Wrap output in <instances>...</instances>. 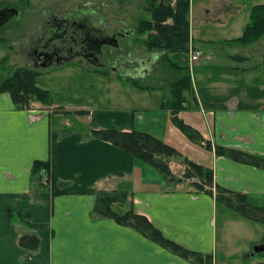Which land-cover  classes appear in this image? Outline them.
Wrapping results in <instances>:
<instances>
[{
    "label": "crops",
    "instance_id": "0c3cea01",
    "mask_svg": "<svg viewBox=\"0 0 264 264\" xmlns=\"http://www.w3.org/2000/svg\"><path fill=\"white\" fill-rule=\"evenodd\" d=\"M229 7L228 1L222 2L218 13L225 9L228 12ZM206 12L211 13L209 9ZM214 20L225 22L222 18ZM191 36L206 56L193 69L189 109L196 108L206 115L208 129H199V115L189 109L179 117L213 147L206 148L208 157L196 154V162L202 164L207 159L216 184L244 193L250 202L264 207V169L215 155L218 145L264 156V81L259 85L252 80L236 83V59L227 46L241 35L210 38L206 47L192 31ZM151 55L155 56L153 61L160 62L161 53ZM153 61L148 65L143 62L142 71L133 79L143 82L152 78ZM122 67L118 71L112 67V72L126 75ZM250 74L252 71L243 70V75ZM120 79L111 81L110 89L116 88L120 97L128 91L130 98L138 101L141 97L143 104H124L113 112L100 113L82 108L85 115L78 118L86 122L90 132L135 129L162 139L168 126L174 124L173 114L162 108V101L148 105L147 99L151 93L166 88L145 82H140L139 87ZM39 105L19 110L9 94L0 95V264H197L194 259L173 254L130 226L94 213L98 192H115L125 185L134 190L128 198L134 212L147 217L165 237L204 256L210 255L219 263L214 256V196H194L176 185L164 187L168 179L153 167L111 142L92 137L85 129L69 131L56 127L54 122L59 116ZM139 120H145L147 125H139ZM64 121L68 126L69 121ZM201 144L205 146L204 142ZM35 161L50 164V190L32 182ZM170 182L176 183L174 179Z\"/></svg>",
    "mask_w": 264,
    "mask_h": 264
},
{
    "label": "rangeland",
    "instance_id": "374dc122",
    "mask_svg": "<svg viewBox=\"0 0 264 264\" xmlns=\"http://www.w3.org/2000/svg\"><path fill=\"white\" fill-rule=\"evenodd\" d=\"M160 1L158 0V2ZM227 1L230 5L229 11L227 12L225 9L218 13L219 6L222 2ZM258 4H264V0L193 1L190 13L192 34L199 39V43L204 47L207 45L205 42L210 38L217 39L226 36L233 38L242 35L243 28L250 21L251 8ZM2 7L16 8L19 10V15L6 26L0 27V79L10 76L18 67L27 66L38 71L40 73L37 79L38 86L48 90L54 102L51 105L33 102L31 105L39 103L41 109L51 111L54 115L57 114L60 119H55L56 127L59 125L61 129L69 131L85 129L91 133L86 122H82L81 118H78L84 116L79 114L82 108H91L100 113L113 112L117 106L124 104H143L144 101L141 97L138 101L130 98L128 91L120 97L116 93V88L110 89L109 83L117 81V78H121L122 81L135 80L133 77L136 73H140L139 70L142 71L143 62L148 61L152 52L158 54L157 50L149 51L143 44L147 34L143 36L136 34L139 22L142 19L151 18L148 12L149 0H0V8ZM207 9L211 11L210 14H207ZM74 11L88 13L93 20H98L94 25L95 27L106 29L110 34L115 32L130 33L131 31H134V34L124 40L119 39L120 49L112 50L113 57L109 56L111 48H105L110 59L108 69L96 68L86 63L80 64L78 61L57 68L36 69L27 56L28 44L41 33L42 29L48 27L49 21L53 17L64 16ZM218 14H222L221 17H216ZM215 18H222L225 22L219 23L214 20ZM168 23L171 24L172 20H169ZM235 40L230 41L231 45L229 44L230 46L227 47L231 56L236 59L235 67L238 71L235 76L236 83H249L252 80L253 84H261L264 81V35L258 41L248 45L240 44ZM122 53L126 56V62H113L115 57ZM159 53H161L160 62L162 61V63L153 61L152 54L153 65L150 68L154 75L152 78L140 82L162 84L166 89L160 93H151L149 100L147 99L148 105L160 103L164 100V96L165 98L168 96L167 99H169L171 94L168 86L176 82L181 76L179 72L168 65V62L163 61L165 54ZM185 58L180 57L179 59L170 55L168 61L182 65ZM112 67L117 68V71L122 67L126 75L117 76L118 74L112 72ZM243 70L252 71V74L243 75ZM120 99L126 101H119ZM33 107L35 108V105ZM188 111L199 115L198 121L201 122L199 129L206 131L208 129L204 119L206 115L203 116L196 108ZM185 116L182 114V117ZM64 120L69 121L68 126ZM186 122L188 121L186 120ZM138 123L141 126L147 125L145 120H139ZM198 134L199 138L194 142L175 124H171L160 140L175 147L183 158L188 157L196 161V154L204 153L207 157L209 155V151L206 149L208 148V141L199 132ZM202 142L205 143V146L201 144ZM205 160L202 165L208 166V160ZM185 168L182 164L171 163L172 177L168 178L164 187L177 185L180 188L184 186V183L181 182L171 183L170 179L173 178L176 179L175 181L180 179L186 184H190L191 182L184 178ZM122 190L128 191L129 194L134 191L132 187L127 185ZM130 205L131 202L128 200L122 210L128 211ZM216 212L217 247L214 256L219 262L217 264H264V253L248 256L252 253L254 246L264 243V224L242 218L236 210L227 207L223 202L217 204ZM203 262L204 264H216L213 260Z\"/></svg>",
    "mask_w": 264,
    "mask_h": 264
},
{
    "label": "trees",
    "instance_id": "16d2710c",
    "mask_svg": "<svg viewBox=\"0 0 264 264\" xmlns=\"http://www.w3.org/2000/svg\"><path fill=\"white\" fill-rule=\"evenodd\" d=\"M193 1L199 0H149L148 9L150 19H142L137 26L138 35H146L143 44L149 51L165 54L163 61L181 74L180 78L168 86L170 98L162 101V108L171 110L173 123L184 132L190 140L197 141L198 132L185 123L179 114L190 107L189 100L193 91V78L188 62L189 43L191 39L190 13ZM175 2V3H174ZM174 3V5H173ZM172 20L169 24L168 21ZM264 35V4H258L250 10V21L243 29L241 37L235 41L248 45L258 41ZM174 55L180 59L185 58L181 65L168 61V57ZM185 56V57H184ZM187 59V61H186ZM5 61V60H4ZM1 63V61H0ZM40 73L27 66L16 68L13 73L0 79V95L9 94L13 104L19 110L29 109L33 102L44 105L53 104L51 93L38 86L37 79ZM133 85L141 87L137 80L129 81ZM85 115L84 111L79 113ZM91 136L97 139L111 142L116 147L132 154L141 162L153 167L165 179L172 177L171 163L184 165V178L191 182L177 180L184 183L179 190L187 191L192 195L201 193L215 197L216 203L223 202L227 207L236 210L242 218L264 224V207L253 204L244 193L228 190L215 183L212 166H205L191 158H183L180 152L173 146L166 144L159 138L139 130L119 131L106 129L91 131ZM208 148L213 149L210 142ZM215 155L230 157L238 162L246 163L264 169V156L250 154L244 151L215 146ZM48 178L45 183L44 179ZM176 180L175 178H173ZM33 183L43 190L52 188V175L50 164L43 161H35L32 167ZM197 180V181H196ZM177 186V185H176ZM55 194V193H53ZM129 192L119 189L115 192L100 191L96 194L94 213L102 218L114 219L120 224L130 226L146 237L150 238L161 247L184 259H194L197 264H204L205 260H212L210 255H202L164 236L147 217L137 214L130 205L128 211L122 208L127 203ZM236 204V206H234ZM115 206H118L117 208ZM203 258H206L205 260Z\"/></svg>",
    "mask_w": 264,
    "mask_h": 264
},
{
    "label": "flooded vegetation",
    "instance_id": "af4514ba",
    "mask_svg": "<svg viewBox=\"0 0 264 264\" xmlns=\"http://www.w3.org/2000/svg\"><path fill=\"white\" fill-rule=\"evenodd\" d=\"M82 12L74 11L64 16L53 17L49 21L48 27L42 29L41 33L28 44L27 56L36 69L57 68L76 61L96 68L108 67L110 59L105 52V48H111L110 57L114 56V50L120 49L113 47L116 44L114 35L117 36L119 41V39L124 40L134 34V31L110 34L106 29L95 27L94 25L98 20H93L88 13L84 14ZM120 34L126 36L122 37ZM108 43L110 44L108 45ZM124 55L122 53L116 56L114 61L116 63L126 62V56ZM152 57L155 58V56ZM152 57L149 56L146 62L147 65L152 62Z\"/></svg>",
    "mask_w": 264,
    "mask_h": 264
},
{
    "label": "water",
    "instance_id": "95a60500",
    "mask_svg": "<svg viewBox=\"0 0 264 264\" xmlns=\"http://www.w3.org/2000/svg\"><path fill=\"white\" fill-rule=\"evenodd\" d=\"M19 15V10L16 8H0V26H5L9 23L13 18ZM120 36L125 37V34H120ZM114 39L116 44L113 46L115 49H119L120 45L118 43L117 36L114 35ZM110 43H108L109 45ZM264 253V243L254 246L253 251L248 256H255L257 254ZM247 256V257H248Z\"/></svg>",
    "mask_w": 264,
    "mask_h": 264
},
{
    "label": "built area",
    "instance_id": "2783aa9c",
    "mask_svg": "<svg viewBox=\"0 0 264 264\" xmlns=\"http://www.w3.org/2000/svg\"><path fill=\"white\" fill-rule=\"evenodd\" d=\"M203 56L204 54L202 50L198 49L195 46L193 37H191L190 43H189V53H188V62H189V67H190L191 72H193L194 67L197 66V64L203 58ZM44 180L46 183L48 181V178L47 179L45 178Z\"/></svg>",
    "mask_w": 264,
    "mask_h": 264
}]
</instances>
